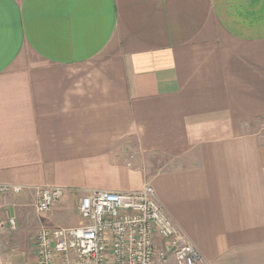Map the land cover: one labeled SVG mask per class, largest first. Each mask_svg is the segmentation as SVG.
Instances as JSON below:
<instances>
[{
	"label": "crops",
	"instance_id": "0c3cea01",
	"mask_svg": "<svg viewBox=\"0 0 264 264\" xmlns=\"http://www.w3.org/2000/svg\"><path fill=\"white\" fill-rule=\"evenodd\" d=\"M4 183L0 264L146 184L210 264H264V0H0Z\"/></svg>",
	"mask_w": 264,
	"mask_h": 264
},
{
	"label": "built area",
	"instance_id": "2783aa9c",
	"mask_svg": "<svg viewBox=\"0 0 264 264\" xmlns=\"http://www.w3.org/2000/svg\"><path fill=\"white\" fill-rule=\"evenodd\" d=\"M22 190L18 184H0V210L6 197ZM67 192L62 186L39 187L37 212L48 213ZM77 211L76 226L36 231L35 264H210L151 184L132 191L85 190ZM16 228L15 216L0 219V234Z\"/></svg>",
	"mask_w": 264,
	"mask_h": 264
}]
</instances>
